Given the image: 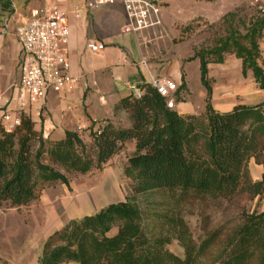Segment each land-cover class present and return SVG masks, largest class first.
Masks as SVG:
<instances>
[{
	"label": "trees",
	"instance_id": "obj_1",
	"mask_svg": "<svg viewBox=\"0 0 264 264\" xmlns=\"http://www.w3.org/2000/svg\"><path fill=\"white\" fill-rule=\"evenodd\" d=\"M263 27L264 16L244 34L230 28L212 47L200 48L188 58L198 61L205 91L201 115H179L142 83L139 99L131 95L120 102L128 114L126 128L93 123L82 132L65 131L62 140L46 148L42 131L35 129L28 114L20 113L18 125L9 132L0 123V205L7 202L10 207L33 201L45 183L67 184L54 166L85 174L102 169L126 145L133 147L125 168L130 193L123 201L53 231L37 264H264V211L246 214L226 234L204 226L199 243L184 219V210L195 201L264 196V171L252 179L249 166L253 162L264 168V102L217 112L211 105L213 80L208 77L209 64H222L232 55L240 62L241 74L250 72L263 90ZM179 86L185 89L183 78ZM179 86L175 104L182 100ZM82 133L92 139L93 157L87 154ZM173 241L182 257L168 249Z\"/></svg>",
	"mask_w": 264,
	"mask_h": 264
},
{
	"label": "rangeland",
	"instance_id": "obj_2",
	"mask_svg": "<svg viewBox=\"0 0 264 264\" xmlns=\"http://www.w3.org/2000/svg\"><path fill=\"white\" fill-rule=\"evenodd\" d=\"M157 3L162 13L164 12L161 25L162 23L171 25L176 22L178 23L176 28L180 31L179 36L172 33L159 34L158 48L165 54L167 51L171 53L173 51L175 54L179 52L184 58L181 72L186 70L189 98L193 107L197 109V115H201L204 110L205 95L203 100L200 99L198 61L193 60L186 65L185 63L188 62L185 61L186 54H189L188 58H190L196 50L212 47L218 39L226 35L230 28L244 34L257 18H262L264 15L253 5V0H214L212 2L157 0ZM187 44H191V48ZM259 49L260 63L264 66V27ZM227 57H229L227 64H230L233 56L228 55L225 59ZM228 66L230 67L224 72L211 69L210 77L216 78L220 86L232 87L233 95L229 97V100L239 101L237 103L245 105L264 102V89L260 90L256 85L254 86L251 75L248 78H239L240 72L231 65ZM14 69L13 82L18 79V66L16 65ZM185 89L179 86V98L185 97ZM38 118L39 121L42 119L41 112ZM126 123H129L128 114L126 119L122 118L115 127H123ZM42 138L46 141V148L54 143ZM82 139L87 154L93 157L92 139L87 136V133H82ZM37 147L38 144L35 141L33 153ZM132 153L133 147L128 144L102 169L92 168L85 174L68 173L54 166L65 175L67 184L59 181L45 183L41 188L39 187L37 197L25 206L10 207L7 202L1 203L0 264H37L44 241L53 231L62 228L71 219L91 215L109 204L123 201L131 190V183L125 177V168ZM249 166L252 179H259L264 168L255 166L253 162ZM184 211V219L192 237L199 243L204 226L209 230L218 228L226 234L246 214L264 211V196L252 198L247 194H240L230 200L202 203L195 201ZM168 249L178 257L183 256L182 249L175 241L168 246Z\"/></svg>",
	"mask_w": 264,
	"mask_h": 264
},
{
	"label": "crops",
	"instance_id": "obj_3",
	"mask_svg": "<svg viewBox=\"0 0 264 264\" xmlns=\"http://www.w3.org/2000/svg\"><path fill=\"white\" fill-rule=\"evenodd\" d=\"M53 1L0 0V92L3 95L0 101V117L5 111L10 114L11 120L19 119L20 113L28 114L35 122V129L41 130L42 136L50 141L62 140L65 131H85L93 123L108 122L116 126L122 118L126 119L127 113L120 108V102L131 96L130 86H138L147 80L146 72L140 66L142 60L146 61L153 75L166 76L177 86L183 78L186 83L185 97L182 96V100L175 104L174 109L181 116L197 115V109L189 98L186 70L181 72L184 58L179 52L175 54L173 51H167L165 54L158 48L159 34L180 35L179 29L176 28L178 23H162L161 27L137 34L124 33L121 30L125 24L122 4L117 2L96 5L94 0H62L59 3V7L67 15L69 28L63 54L69 62L70 74L79 78L77 85L71 91H48L40 111V121L32 108L21 107L17 87L20 78L21 48L17 41L16 28L29 20L33 9L50 5ZM160 18L161 21L164 19L161 8ZM92 43L102 44L104 49L91 52L87 46ZM187 45L191 48V44ZM186 55L185 61H188L190 55ZM228 58L222 64L208 65V77L213 80L211 105L220 113L228 112L235 105L244 103L230 101L229 97L233 95L232 87L218 85L216 78L210 77V70L218 69V72H224L230 67L228 65H231L240 72L239 78L244 79L251 75L247 72L243 76L239 60L231 57L230 64H227ZM189 62L191 61L185 64ZM16 65L18 79L13 82ZM251 82L254 83L253 79ZM199 88L200 99L203 100L205 91L201 84ZM123 127H129V123Z\"/></svg>",
	"mask_w": 264,
	"mask_h": 264
},
{
	"label": "built area",
	"instance_id": "obj_4",
	"mask_svg": "<svg viewBox=\"0 0 264 264\" xmlns=\"http://www.w3.org/2000/svg\"><path fill=\"white\" fill-rule=\"evenodd\" d=\"M62 0H54L52 4L35 8L29 20L16 28L17 41L21 48L18 82L19 104L30 107L36 116L40 114L48 91L59 93L71 91L79 82L69 72V62L63 54V46L69 36L66 13L59 7ZM121 3L125 24L121 28L124 33L137 34L161 25L160 7L157 0H94L96 5ZM253 5L264 15V0H253ZM91 52L104 49L102 44L92 43L87 46ZM140 66L147 75L144 82L165 99L167 108H175L174 94L178 86L168 77L153 75L145 60ZM134 99L141 97L137 85L130 86ZM0 92V101L2 100ZM6 104V102H5ZM0 123L9 132L18 125L19 119H10L5 111ZM82 129V128H79Z\"/></svg>",
	"mask_w": 264,
	"mask_h": 264
}]
</instances>
